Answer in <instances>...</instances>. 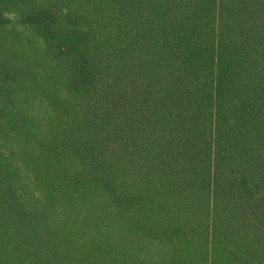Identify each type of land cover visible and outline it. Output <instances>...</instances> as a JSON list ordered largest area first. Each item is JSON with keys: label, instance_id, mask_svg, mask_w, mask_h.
Wrapping results in <instances>:
<instances>
[{"label": "trees", "instance_id": "1", "mask_svg": "<svg viewBox=\"0 0 264 264\" xmlns=\"http://www.w3.org/2000/svg\"><path fill=\"white\" fill-rule=\"evenodd\" d=\"M0 264H264V0H0Z\"/></svg>", "mask_w": 264, "mask_h": 264}]
</instances>
